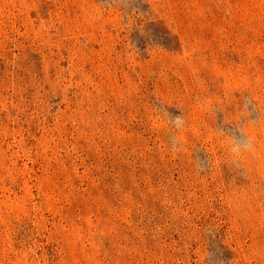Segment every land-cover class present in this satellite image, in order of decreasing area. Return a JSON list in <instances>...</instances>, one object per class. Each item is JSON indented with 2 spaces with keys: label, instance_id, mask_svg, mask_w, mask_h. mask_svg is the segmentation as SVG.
<instances>
[{
  "label": "rangeland",
  "instance_id": "rangeland-1",
  "mask_svg": "<svg viewBox=\"0 0 264 264\" xmlns=\"http://www.w3.org/2000/svg\"><path fill=\"white\" fill-rule=\"evenodd\" d=\"M0 264H264V0H0Z\"/></svg>",
  "mask_w": 264,
  "mask_h": 264
},
{
  "label": "clouds",
  "instance_id": "clouds-1",
  "mask_svg": "<svg viewBox=\"0 0 264 264\" xmlns=\"http://www.w3.org/2000/svg\"><path fill=\"white\" fill-rule=\"evenodd\" d=\"M163 114L167 117V120L176 128H180L183 124V119L180 116L172 117L170 114L163 110ZM252 148V144L248 140H243L239 143H235L233 147V152H240L242 150H250Z\"/></svg>",
  "mask_w": 264,
  "mask_h": 264
}]
</instances>
